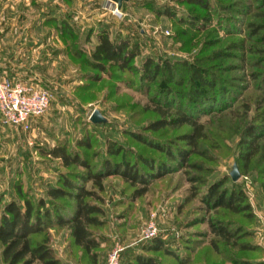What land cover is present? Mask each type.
<instances>
[{"label": "rangeland", "instance_id": "1", "mask_svg": "<svg viewBox=\"0 0 264 264\" xmlns=\"http://www.w3.org/2000/svg\"><path fill=\"white\" fill-rule=\"evenodd\" d=\"M19 1L21 18L14 22L0 21V66L12 68L11 71L17 74L16 78L21 83L46 90L50 95V105L43 116L30 121L27 131L5 125L0 117V192L4 194V200L17 197L13 185L18 181L22 183V191H28L35 199L45 195L48 184L55 185L57 162L41 153L58 143L74 150L76 142L89 135L93 141L91 152L98 151L100 157L105 154L108 140L127 143L145 155L158 156L123 134L125 130L140 131L155 118L149 96L156 88L145 91L148 94L135 88L138 82L130 88L122 85L113 88V81L105 75L98 83H88L86 75L94 72L82 61L83 57H76L75 52L78 51L84 57L90 54L97 42L96 36L102 30H107L111 39L127 37L139 53L136 58L138 66L146 57L156 61L170 59L190 63L197 57L244 38L241 25L227 32L225 25L219 26L214 22L215 17L209 26L195 31L178 26L175 20L163 15L168 9L175 11L176 17L185 16L188 10L201 16L205 14L186 4L185 0H129L123 2L120 9L109 0ZM231 2L234 10L224 12L226 16L264 25V13L256 10L255 0ZM244 3L249 4L248 9H244ZM240 9L246 12L240 15L237 12ZM243 43L264 49V43L260 40L245 38ZM227 55L207 66L215 63L221 65V70L217 71L227 80L226 86H233L231 89L237 92L238 101L230 110L222 113L200 115V122L206 123L209 130L203 145L210 149L213 161L197 157L192 159L212 169L210 175H205L212 181L229 176L236 162L243 128L250 122H256L253 117L264 101V88H257L251 75L264 68V63L260 67L255 66L264 60V50L260 53L238 50ZM241 104L249 106L248 114L244 113L247 108H242ZM94 110L107 119L105 125L90 122ZM182 131L184 129L169 130L164 132L163 137H172ZM262 159V154L258 153L248 173L242 175V171H239L241 177L237 182L247 194L251 206L254 198L264 192L259 182L255 181V175L264 170ZM98 161L99 158H96L93 163L98 164ZM187 173L192 175L195 172ZM188 174L179 172L155 181L147 193L139 198L132 197L133 189L119 177L106 179L102 193L106 223L91 228L100 240L96 264H106L109 253L117 246L122 247L119 264L131 260L132 253L125 255L124 250L142 252L140 247L148 240L142 238L143 231L150 221L155 222L157 235L173 243V248H177L181 254L188 255L190 264L205 261L206 264H225L220 260V255L208 247L212 235L206 223L185 225L193 216L203 214L198 197H187L191 187L187 181ZM199 189L203 191L205 187ZM186 200L190 201L186 203ZM216 212L210 211L209 215L213 216ZM221 215L219 212L218 216ZM235 218L245 222L239 216ZM192 231L205 233L201 236L199 247L190 245L185 249L181 240H189L191 235L188 233ZM50 234L52 247L62 260L73 264L92 263L80 247L72 244L67 228L52 227ZM1 249L0 244V264H3ZM246 253L254 258L260 255L258 252ZM151 254L166 262L173 261L160 253Z\"/></svg>", "mask_w": 264, "mask_h": 264}, {"label": "trees", "instance_id": "2", "mask_svg": "<svg viewBox=\"0 0 264 264\" xmlns=\"http://www.w3.org/2000/svg\"><path fill=\"white\" fill-rule=\"evenodd\" d=\"M185 3L205 14L201 16L188 10L185 16L176 17L175 11L168 9L163 15L175 20L176 25L195 31L209 26L215 17L214 22L219 26L225 25L227 32L241 25L244 38L197 57L190 63L170 59L156 61L146 57L138 66L136 58L139 53L131 46L129 39L121 36L111 39L107 30L97 34V42L88 56L75 52L76 57H83L82 61L94 72L86 75L88 83H98L105 75L113 81V88L121 85L130 88L136 82L135 88L146 94L151 88H156L149 96L155 118L140 131L125 130L123 134L133 143L158 156L145 155L127 143L108 140L105 154L100 157L98 151L91 152L93 141L89 135L79 139L74 150L58 143L43 151V156L49 157L58 165L55 185L48 184L45 195L35 199L28 191H22L21 181L13 185L17 197L4 200V194L0 192L3 264H73L56 255L51 243L52 227L67 228L72 244L80 247L91 258V264H96L100 240L91 228L106 223L102 194L106 179L119 177L133 189L132 197L139 198L147 193L153 182L175 173L188 174L190 171L195 173L187 176V181L191 184L187 197H198L204 208H200L203 214L193 216L185 225L189 227L206 223L208 232L212 235L208 247L220 255V260L225 264H264V249L254 241L256 216L240 183H234L228 175L212 181L205 177L206 174H211L212 169L192 160L197 157L213 161L210 149L203 145L207 141L209 130L206 123L200 122V115L222 113L230 110L238 101L237 92L231 89L233 86H226L227 80L217 71L221 70V65H207L238 50L263 52L264 49L258 48V45L246 46L243 40L247 38L264 43V25L241 22L240 19L226 16L224 12L234 10L231 0H185ZM244 5L246 6L243 8L248 9L249 4ZM254 7L264 13V0H255ZM244 9L237 12L243 15L246 12ZM262 61L255 66L260 67L264 63ZM251 75L256 87L264 88V68ZM262 104L253 117L256 122L244 126L242 139L238 143L234 164L242 171V175L251 169L252 161L258 153L262 154L264 162ZM240 106L243 108L244 105ZM244 107L247 108L244 113L248 114L249 106L246 104ZM180 129L184 131L172 137H163L166 131ZM96 158H99L98 164L93 163ZM255 176V181L264 189V170H260ZM87 184L90 185L89 188L86 187ZM201 186L205 187L203 191H199ZM189 201L186 200V203ZM213 210L217 211V215H209ZM219 212L222 213L221 216H218ZM234 216H239L245 222L233 219ZM200 233L189 232L191 238L181 240L185 249L199 247L205 231ZM173 245L158 234L140 247L143 253L134 252L133 249L124 250L125 255L132 253L131 260L126 264H190L188 255L181 254ZM246 252H258L260 255L257 258L249 257ZM151 253H160L173 261L166 262ZM202 264H206V261Z\"/></svg>", "mask_w": 264, "mask_h": 264}, {"label": "built area", "instance_id": "3", "mask_svg": "<svg viewBox=\"0 0 264 264\" xmlns=\"http://www.w3.org/2000/svg\"><path fill=\"white\" fill-rule=\"evenodd\" d=\"M50 105V95L44 89H37L21 82L0 80V117L5 125L27 131L30 121L43 116ZM158 228L150 221L143 231V239L157 235ZM122 247H115L108 255L106 264H119Z\"/></svg>", "mask_w": 264, "mask_h": 264}, {"label": "crops", "instance_id": "4", "mask_svg": "<svg viewBox=\"0 0 264 264\" xmlns=\"http://www.w3.org/2000/svg\"><path fill=\"white\" fill-rule=\"evenodd\" d=\"M19 10H20L19 0H0V21L14 22L17 19H20L21 15L19 13ZM50 12H51V8L49 7V14ZM25 20L27 19L25 18ZM5 38L8 37L6 36ZM0 68H2L1 70H3L0 71V80L7 79L12 82H20L18 78H16L17 74L11 71L12 68L10 69L4 65L0 66ZM254 199L255 200L252 202L253 211L256 216V224L253 227V231L255 235L254 241L256 244L260 245L264 249V192H261Z\"/></svg>", "mask_w": 264, "mask_h": 264}, {"label": "water", "instance_id": "5", "mask_svg": "<svg viewBox=\"0 0 264 264\" xmlns=\"http://www.w3.org/2000/svg\"><path fill=\"white\" fill-rule=\"evenodd\" d=\"M109 1L115 3L117 5V8L120 9L122 3L127 2L129 0H109ZM89 120L94 125L103 124L107 122V119L98 110H94L92 112ZM229 176L234 183L240 179L241 175L236 164H233Z\"/></svg>", "mask_w": 264, "mask_h": 264}]
</instances>
